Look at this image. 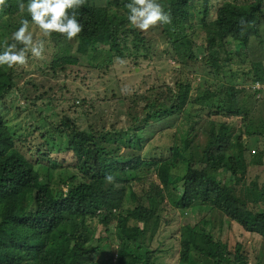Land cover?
I'll return each mask as SVG.
<instances>
[{
  "label": "trees",
  "instance_id": "trees-1",
  "mask_svg": "<svg viewBox=\"0 0 264 264\" xmlns=\"http://www.w3.org/2000/svg\"><path fill=\"white\" fill-rule=\"evenodd\" d=\"M22 2L0 0V47L15 43L12 33L22 19L30 20ZM127 2L81 0L74 9L81 32L71 39L48 36L79 42L75 54L53 61L52 71L96 58L101 47L108 48L110 63L119 56L151 57L153 40L129 24ZM158 2L171 21L157 22L150 32L159 31L165 54L181 66L178 72L186 67L201 74L202 82L196 89L182 79L173 87L149 89L131 100L124 127L85 130L64 117L51 122L48 131L57 133L51 142L43 132L42 141L30 146L27 136L10 130L20 112L11 117L7 107L15 90L27 104L29 89L17 88L16 65L0 66V264H162L164 242L174 237L162 238L158 248L153 243L167 206L181 211L187 223L176 237L179 264H248L241 244L233 252L216 236V213L264 238V185L245 181L249 165L262 164L257 151L248 161L246 150L264 140V107L255 115V100L240 83L247 65L256 69L255 81L264 83V0H223L215 18L211 0ZM201 34L205 40L198 43ZM36 93L32 98L45 97ZM214 116L241 118L242 130ZM173 120L176 125L165 130L168 156L154 154L156 147L147 148L156 138L151 127ZM244 136L254 146L243 144ZM62 137L64 147L58 146ZM59 148L72 152L71 160H53ZM95 220L104 228L100 233ZM114 227L119 240L108 238Z\"/></svg>",
  "mask_w": 264,
  "mask_h": 264
},
{
  "label": "rangeland",
  "instance_id": "rangeland-1",
  "mask_svg": "<svg viewBox=\"0 0 264 264\" xmlns=\"http://www.w3.org/2000/svg\"><path fill=\"white\" fill-rule=\"evenodd\" d=\"M222 1L211 0L212 18H215V11ZM247 1L250 2V0ZM262 9L264 10V4ZM30 29L33 32L34 42L43 41L42 55L34 57L28 52L26 63L15 66V69H17L15 79L18 83L17 88L26 86L29 89L30 101L26 104V101L18 94V90H15L7 100V107L12 112L11 117H15L20 112L17 119L9 123L10 130L27 136L30 139V146L37 145L42 141L40 134L43 132L48 134L46 140L50 142L53 136H57V133L48 131L52 121L56 124L65 117L76 123L80 129L85 130H88L90 125L111 128L114 124L118 127H124L127 125L128 118L125 115V110L132 107L131 100L138 96L149 94V89L165 86L173 87L178 79L191 83L196 89L202 82L200 81L201 77H203L201 74H195L186 67H182L181 71L178 72L181 66L176 64L175 59L165 54L167 53L166 50H168L167 44L162 41L157 29L153 33L150 32L152 26L148 30L140 29L146 37L153 40L151 57H142L135 60L127 55L125 58L119 56L110 63L108 48L101 47L99 50L101 53L97 54L96 58L87 57L79 65L68 64L64 69H58L57 72L51 69L53 61L66 56V54H75L79 42L76 40L56 42L50 37L44 36L41 30L35 27ZM197 39L198 43H202L205 40L202 34ZM129 48L132 49V44L129 45ZM234 67L237 69L238 66L235 65ZM177 68L178 71L176 70ZM255 71L256 69L250 65L243 67L240 83L246 87L253 100H255L253 103L254 112L258 116L264 107V83L255 81V78H258V73H255ZM259 90L260 92L258 93L257 91ZM36 91L39 92L38 95L44 94L45 97L42 100L32 98V96L37 94ZM125 98L129 102L121 103L122 99ZM32 102H35V105ZM135 110L139 111L140 108ZM205 119L207 120L208 118L205 117ZM212 120L234 126L233 129L239 130L238 133L242 130L241 118L214 116ZM176 123L173 120L163 123V127L160 128L151 127V133L154 135L153 139L155 136L156 138L150 145H147V148L156 147L154 154L168 156L169 152L164 148L170 145L171 139L167 136L168 133H165V130L166 128L174 127ZM244 142L251 146L255 144L254 139L246 136H244L243 144ZM65 144L66 140L62 137L58 141V146L64 147ZM236 145L237 143H235L233 148ZM252 149L251 151L246 150L247 160L253 162L254 156H256L253 155L254 151H257V154H260L262 158V164L259 166L253 163L249 165L245 181L247 185L257 183L262 188L264 185V153L262 154L261 152L264 150V140L260 141L257 148L253 147ZM72 156V152L59 148L58 151L53 153L51 158L62 161L64 159L71 160ZM130 201L126 203V207L131 206ZM181 215V211L175 210L170 206L166 207L164 223L157 238H155L157 240H154L153 243V248H158L159 242H163L162 238L174 237L173 240L169 239L164 242L166 248L162 249L163 251L159 255L162 264H179L180 245L176 241V237L178 236L179 228L187 224ZM213 220L215 223L213 231L216 236H220L228 244L231 251L234 252L235 246L241 244L243 254L248 259V264H264V238L257 234L249 233L236 221L223 216L221 213H216ZM92 225L97 228L99 233L104 229L96 220L92 222ZM70 228L72 226H68L66 231L69 232ZM113 230L114 235L108 238L119 240L116 228L114 227ZM108 259H110V255L107 256Z\"/></svg>",
  "mask_w": 264,
  "mask_h": 264
},
{
  "label": "clouds",
  "instance_id": "clouds-1",
  "mask_svg": "<svg viewBox=\"0 0 264 264\" xmlns=\"http://www.w3.org/2000/svg\"><path fill=\"white\" fill-rule=\"evenodd\" d=\"M81 0H26L20 8L30 16L24 18L19 27L12 33L15 43L0 47V66L12 68L23 65L27 60V53L40 57L43 52V41L36 43L30 23L36 25L44 34L50 36L53 32L63 34L65 38L76 37L83 25L77 19L74 9ZM128 10L127 20L130 25L141 30H148L160 23H170V13L165 11L158 0H128L125 4ZM72 10V11H70ZM18 45H20L18 47Z\"/></svg>",
  "mask_w": 264,
  "mask_h": 264
}]
</instances>
